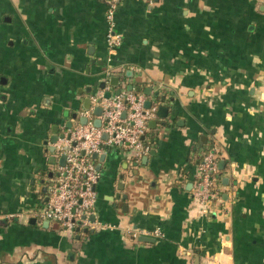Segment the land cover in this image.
<instances>
[{
    "label": "crops",
    "instance_id": "obj_1",
    "mask_svg": "<svg viewBox=\"0 0 264 264\" xmlns=\"http://www.w3.org/2000/svg\"><path fill=\"white\" fill-rule=\"evenodd\" d=\"M107 8L0 0V264H264V0H121L113 50ZM124 90L155 115L147 155L94 158V221L114 228L36 219L64 165L55 142L96 115L94 96ZM209 151L219 195L202 214Z\"/></svg>",
    "mask_w": 264,
    "mask_h": 264
},
{
    "label": "built area",
    "instance_id": "obj_2",
    "mask_svg": "<svg viewBox=\"0 0 264 264\" xmlns=\"http://www.w3.org/2000/svg\"><path fill=\"white\" fill-rule=\"evenodd\" d=\"M121 0H107L106 39L110 50L119 43L113 32L114 14ZM150 1V0H149ZM95 105L102 111L99 115L93 109L81 112L86 119L83 124H76L68 129L55 142L57 154L65 156V163L59 168L53 179L45 203L36 208L32 215L42 221H52L61 231L73 234L78 228H110L112 224L100 225L90 216L94 214L96 202L95 186L100 179L93 154H103L116 147L124 154H131L139 160L150 152L151 145L144 140L148 121L155 115V107L145 108L144 97L124 90L119 94L105 97L102 93L93 97ZM99 119L100 125L95 121ZM219 172L214 154L209 151L202 154L196 168L198 181L193 189L202 214L211 211L218 198ZM134 236L138 232H132ZM142 235H160L158 229L148 232L140 230Z\"/></svg>",
    "mask_w": 264,
    "mask_h": 264
},
{
    "label": "water",
    "instance_id": "obj_3",
    "mask_svg": "<svg viewBox=\"0 0 264 264\" xmlns=\"http://www.w3.org/2000/svg\"><path fill=\"white\" fill-rule=\"evenodd\" d=\"M112 80H113V81H114V80L117 81V77H111V78H110V81H112ZM100 86L102 87L103 84L101 83ZM129 89H131V86H130ZM149 91H150L149 88H145V90H144V92H145L146 94H149ZM109 96H110V93H109V92H106L105 97H109ZM89 102H90L89 98H86L85 101H84L85 106H86L87 108H88V106H89ZM145 106H146V107H149V106H150V102H149V101H146V102H145ZM101 111H102V109H101L100 107H97V108L95 109V113H96V115H99V114L101 113ZM157 113H158L161 117H166V115H167V108H166L165 106H160V107L158 108V110H157ZM82 122L84 123V122H85V119H82ZM95 124H96L97 126L100 125V120L97 119V120L95 121ZM61 137H62V136H61ZM57 139H58V136H54L53 141L55 142ZM52 149H53V148H52ZM97 156H98L97 154H93V157H94V158L97 157ZM103 157H104L103 154L99 156L100 159H102ZM145 159H146V158L144 157V158H143V161H144ZM60 163H61V164H64V163H65V156H64V155L61 156V158H60ZM90 219H91V220H94V215H91V216H90ZM31 221H33V220H31ZM77 229H78V228H77Z\"/></svg>",
    "mask_w": 264,
    "mask_h": 264
}]
</instances>
